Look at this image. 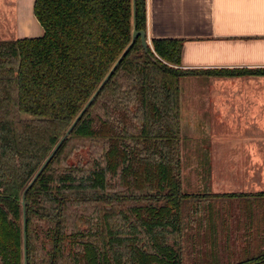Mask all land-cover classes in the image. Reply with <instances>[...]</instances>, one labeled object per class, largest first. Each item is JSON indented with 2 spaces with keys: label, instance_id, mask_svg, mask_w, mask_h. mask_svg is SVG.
<instances>
[{
  "label": "trees",
  "instance_id": "trees-1",
  "mask_svg": "<svg viewBox=\"0 0 264 264\" xmlns=\"http://www.w3.org/2000/svg\"><path fill=\"white\" fill-rule=\"evenodd\" d=\"M34 13L42 36L0 40V264L25 262L23 199L27 264H264L255 222L222 206L242 194L213 193L210 168L203 192L184 188L181 80L264 69H182L181 39L138 37L23 197L134 28L133 0H35ZM136 21L146 30V0ZM203 225L227 250H198Z\"/></svg>",
  "mask_w": 264,
  "mask_h": 264
},
{
  "label": "crops",
  "instance_id": "crops-1",
  "mask_svg": "<svg viewBox=\"0 0 264 264\" xmlns=\"http://www.w3.org/2000/svg\"><path fill=\"white\" fill-rule=\"evenodd\" d=\"M34 4L0 0V40L44 34ZM146 11L151 46L153 39L182 40V69H264V0H146ZM181 80L187 126L202 121L207 128L211 191L260 198L264 73Z\"/></svg>",
  "mask_w": 264,
  "mask_h": 264
},
{
  "label": "rangeland",
  "instance_id": "rangeland-1",
  "mask_svg": "<svg viewBox=\"0 0 264 264\" xmlns=\"http://www.w3.org/2000/svg\"><path fill=\"white\" fill-rule=\"evenodd\" d=\"M185 87L187 85L185 84ZM183 122V144H184V157H183V185L184 188L188 191L203 192L202 188L208 182L207 176L209 175V159L207 157L210 150L209 143L207 142L206 133L207 128L203 127L202 121H199L197 125L193 127H188L187 123ZM192 123V122H190ZM206 182V183H205ZM217 199V198H216ZM230 198H223L224 207L236 208L239 218L241 216L246 220H255L256 227V236L259 234L264 235V198L259 200L257 199H236L234 202H230ZM243 200V201H242ZM246 200V201H245ZM248 201V202H247ZM239 206V207H238ZM226 209V210H227ZM219 218V217H218ZM220 221V220H219ZM218 223V222H217ZM240 235H233V241L235 245L242 246L245 242L249 241L244 234L245 229L242 230V226H238ZM223 228L216 235L210 233L209 229L205 225L202 226L200 235L196 237V245L199 248L198 250H227L228 241L223 236ZM200 238V243L198 242ZM260 244L261 242H257ZM231 247V238L230 244ZM264 245V243H263ZM235 249V247H233ZM194 257V256H193Z\"/></svg>",
  "mask_w": 264,
  "mask_h": 264
},
{
  "label": "water",
  "instance_id": "water-1",
  "mask_svg": "<svg viewBox=\"0 0 264 264\" xmlns=\"http://www.w3.org/2000/svg\"><path fill=\"white\" fill-rule=\"evenodd\" d=\"M133 19H134V28H133V33H132V40L130 42V44L127 46V48L124 50V52L122 53V55L118 58V60L116 61V63L114 64V66L112 67V69L109 71V73L107 74V76L105 77V79L102 81L101 85L99 86V88L95 91V93L93 94V96L89 99V101L86 103V105L83 107V109L81 110V112L78 114V116L75 118V120L73 121V123L71 124V126L68 128V130L66 131V133L64 134V136L59 140V142L57 143V145L55 146V148L52 150V152L49 154V156L46 158V160L43 162L42 166L40 167V169L37 171V173L35 174V176L33 177V179L31 180V182L28 184V186L26 187V189L24 190V194L23 197H25V193L26 191L33 185V183L36 181V179L39 177V175L43 172V170L46 168V166L49 164V162L51 161V159L53 158V156L55 155V153L57 152V150L61 147L62 143L64 142V140L70 136L71 131L73 130V128L75 127V125L78 123V121L81 119V117L84 115V113L86 112V110L91 106V104L93 103V101L95 100L96 96L98 95V93L101 91L102 87L105 85V83L110 79V77L112 76L114 70L117 68V66L120 64V62L122 61V59L124 58V56L128 53L129 49L131 48V46L135 43L136 39L138 37L141 38L142 44L145 48H147L148 46H151L150 44V40L148 38V34L146 30H138L137 29V21H136V0H133ZM29 202L25 199L22 200V205H23V211H24V219H23V235H24V264H27V252H26V246H27V232H26V218H25V209L26 206Z\"/></svg>",
  "mask_w": 264,
  "mask_h": 264
},
{
  "label": "flooded vegetation",
  "instance_id": "flooded-vegetation-1",
  "mask_svg": "<svg viewBox=\"0 0 264 264\" xmlns=\"http://www.w3.org/2000/svg\"><path fill=\"white\" fill-rule=\"evenodd\" d=\"M68 138V137H67ZM239 245V244H238ZM240 249V248H239Z\"/></svg>",
  "mask_w": 264,
  "mask_h": 264
}]
</instances>
